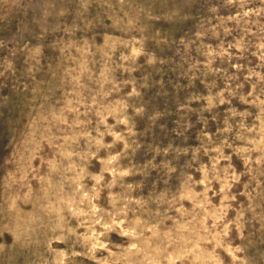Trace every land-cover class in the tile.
Here are the masks:
<instances>
[{"label":"rangeland","instance_id":"rangeland-1","mask_svg":"<svg viewBox=\"0 0 264 264\" xmlns=\"http://www.w3.org/2000/svg\"><path fill=\"white\" fill-rule=\"evenodd\" d=\"M0 264H264V0H0Z\"/></svg>","mask_w":264,"mask_h":264}]
</instances>
